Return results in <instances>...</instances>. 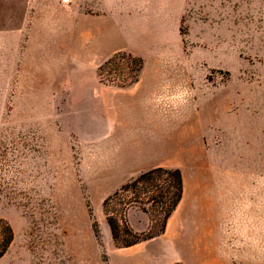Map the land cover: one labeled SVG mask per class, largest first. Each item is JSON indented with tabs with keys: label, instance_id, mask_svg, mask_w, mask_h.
I'll return each mask as SVG.
<instances>
[{
	"label": "rangeland",
	"instance_id": "obj_1",
	"mask_svg": "<svg viewBox=\"0 0 264 264\" xmlns=\"http://www.w3.org/2000/svg\"><path fill=\"white\" fill-rule=\"evenodd\" d=\"M96 18L159 80L153 113L170 115L173 136L164 166L180 169L186 198L213 174L221 200L263 211L264 0H0V218L14 232L0 264H90L97 248L105 261L91 222L101 232L113 191L93 190L121 128L99 107L96 68L118 50L91 53ZM129 219L140 228L143 212Z\"/></svg>",
	"mask_w": 264,
	"mask_h": 264
},
{
	"label": "crops",
	"instance_id": "obj_2",
	"mask_svg": "<svg viewBox=\"0 0 264 264\" xmlns=\"http://www.w3.org/2000/svg\"><path fill=\"white\" fill-rule=\"evenodd\" d=\"M107 23L108 20L96 18L87 26V41L94 55L104 53L109 47L115 50L127 47V44L118 43L115 27H109ZM145 67L146 62L138 81L126 87L101 82L97 76L96 83L105 87L96 89L99 90L100 110L116 109L121 121L113 125V128L121 130L106 136L109 137L107 144L117 143L120 149L101 162L104 179L93 191L103 195L116 190L136 173L157 166L167 167L164 164L171 154L173 140L170 115L157 116L153 113L157 105L154 97L159 80L156 75L146 72ZM162 83L163 80L159 87ZM90 98L92 105L93 98ZM162 104L166 109L165 103ZM105 127L109 128L107 123ZM212 176L215 175H196V191L194 200H191L188 196L186 198L182 175L181 200L160 235L128 247H117L106 222L100 232L105 255L102 264H263L264 207H260L263 208L260 215L252 216L250 211H246L251 209L250 202L221 200L215 188L219 181L210 179ZM131 207L126 216L130 227L137 232L147 230L150 222L144 212L142 227L132 226L129 219ZM231 208L244 210L221 211ZM92 255L94 263L90 264H101L99 248Z\"/></svg>",
	"mask_w": 264,
	"mask_h": 264
},
{
	"label": "trees",
	"instance_id": "obj_3",
	"mask_svg": "<svg viewBox=\"0 0 264 264\" xmlns=\"http://www.w3.org/2000/svg\"><path fill=\"white\" fill-rule=\"evenodd\" d=\"M143 64L141 56L118 50L97 66L96 74L101 82L126 87L138 81ZM124 192H130L131 196L121 202L118 197ZM182 194L183 178L179 168L153 167L123 183L102 201V211L114 244L117 247H128L160 235ZM131 206L138 207L148 215L151 225L147 230L137 232L130 227L126 216ZM154 216L160 221L157 229L152 225ZM91 228L95 239L100 243L101 233L95 219L91 222ZM13 239L14 232L10 223L0 218V259L8 251Z\"/></svg>",
	"mask_w": 264,
	"mask_h": 264
}]
</instances>
